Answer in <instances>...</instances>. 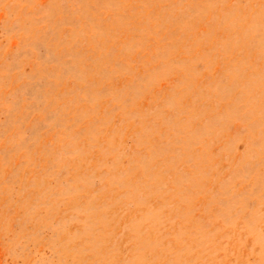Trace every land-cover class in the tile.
Here are the masks:
<instances>
[{
	"label": "rangeland",
	"instance_id": "rangeland-1",
	"mask_svg": "<svg viewBox=\"0 0 264 264\" xmlns=\"http://www.w3.org/2000/svg\"><path fill=\"white\" fill-rule=\"evenodd\" d=\"M0 264H264V0H0Z\"/></svg>",
	"mask_w": 264,
	"mask_h": 264
}]
</instances>
